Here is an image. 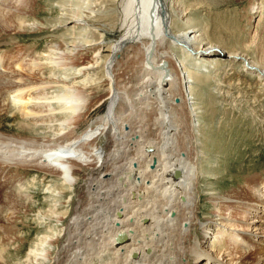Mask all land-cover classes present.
Here are the masks:
<instances>
[{
  "label": "bare ground",
  "instance_id": "1",
  "mask_svg": "<svg viewBox=\"0 0 264 264\" xmlns=\"http://www.w3.org/2000/svg\"><path fill=\"white\" fill-rule=\"evenodd\" d=\"M15 1L0 0L3 31L13 27L2 15ZM93 1L54 0L60 13L51 22L20 16L18 30L50 29L51 44L27 67L0 56V91L13 92L12 117L23 120L17 134L0 130V190L21 176L18 167L37 168L61 183L60 194L77 196L73 214L56 220L65 219L64 227L39 237L15 264H264L263 180L248 193L220 195L217 179L202 168L199 141V99L207 95L201 80L211 77L216 93L219 74L239 70L264 90V66L209 39L200 20L182 10L189 0H179V10L173 3L171 12L169 0H123L121 35L105 54V38L91 36L84 15ZM251 12L263 17L264 2ZM164 39L172 46L163 48ZM8 101L0 100V116L12 111ZM82 179L87 186L78 194ZM207 205L213 210L202 213ZM7 210L0 202V218ZM56 234L60 249L48 261Z\"/></svg>",
  "mask_w": 264,
  "mask_h": 264
},
{
  "label": "rangeland",
  "instance_id": "2",
  "mask_svg": "<svg viewBox=\"0 0 264 264\" xmlns=\"http://www.w3.org/2000/svg\"><path fill=\"white\" fill-rule=\"evenodd\" d=\"M52 1L18 0L19 3L15 1L16 3L12 4V9L8 8V11L5 9L6 14L2 15V21H5L3 25H6L7 28L13 26L11 29L14 28L13 30L15 31H10V29L7 32V30L3 31L0 29V56H3L5 59L8 58L7 61L22 59L21 62L27 67L31 60L45 54L51 44V39L47 38L52 34V32L48 31L50 29L42 31H38L36 28L34 30H18L21 23L19 19L25 17V19L29 18V20H36L42 23L54 21L60 11L54 4V0ZM122 1L94 0L92 5L94 14H92L91 10H85L84 12L86 22L90 25L91 36L94 39H99L102 36L105 38L106 43L103 45L106 51L105 54H108L107 49L111 41L121 35L119 22L120 16H122ZM189 1L182 10L185 13H189V15L192 14L193 16L194 14L193 17L200 20L199 23H201L209 39L214 43L222 42L223 48L226 50L230 49L238 53L241 51V54L254 59L261 66H264V13L263 17L257 16L253 18L254 15L251 12L252 7L256 3L264 2V0ZM173 3L176 10H179V0H169V7L171 5L170 12L174 10ZM8 4L11 5V3ZM171 16H173V13H171ZM14 24L15 26L17 25V28ZM173 25L172 29L174 31L172 30V32L174 33L176 29ZM164 41L161 44L163 48L172 46V43L168 39L167 41L164 39ZM222 43H219V45L223 46ZM26 56H28L27 60H25ZM82 59L84 61L90 60V56H82ZM220 67H223V65ZM238 71L225 69L224 72L219 74V81L216 83H219L220 87L218 88L221 89L218 91L212 86L213 92L216 90V93H211L212 91L208 87V85L210 87L212 85L211 77L208 79L206 76L204 79L208 80L206 82L201 80L200 82H203L204 88L207 90L206 100L199 99L201 111L203 112L201 130V134L203 133V135L200 134L199 141L203 145L202 154L205 156L203 160L204 162L206 161L202 165V168L217 179L215 180L217 182L216 191L220 195H228L230 193L240 195V190L248 193L249 187H257L261 180L264 183V90L260 89L258 84L252 81L245 73L239 71L240 74H238ZM187 80L193 81L196 85L194 79L189 78ZM3 82H7V80L3 79ZM220 84H223L222 87ZM216 85L218 86V84ZM197 88L199 89V86ZM3 89L0 91V100L8 101L10 97L12 98L13 92L3 93ZM8 94L10 95L8 96ZM108 94L109 92L101 93V95L98 94L95 99L96 102L103 97H107ZM7 105H9V101ZM104 108L101 109L104 110ZM10 109L12 110L10 113L6 111L5 115L2 114L0 116V130L6 133L17 134L19 133L17 126L23 123V120L18 114L13 118V108L10 107ZM38 130L43 132L41 131L42 129ZM193 143L197 142L194 140ZM17 170L21 176L15 178L14 184H12L13 187L12 185L11 187L5 186L0 190V202L2 204L6 203L10 207V210L3 211L0 218V258L4 257L3 260H0L1 264H15V261H26L28 252L35 247L36 242L40 238L54 233L53 231L57 232L60 226V228L64 227L66 223L65 219L62 225H57L56 220H62V213L66 210L72 215L75 203H77L76 195L71 196L67 190H64L60 194L62 191L61 183H57L55 178L51 179L50 176H46L42 170L19 167ZM85 181L84 179L79 180L78 184H80V188H76L79 191L78 194L85 190L84 188L87 186V184L85 185L87 181ZM197 181L201 184L200 179H197ZM47 184L48 186H53L51 188L54 190L53 192L47 190ZM56 189L57 191L55 192ZM51 210L58 211L61 216L52 218L49 215L50 212H53ZM212 210L213 205H207L204 206L202 213L204 211L208 213ZM8 213L9 222L6 220ZM57 235L50 242L52 248L50 247V250L46 254L48 261L53 260L60 249L58 247L59 243L57 244ZM3 249L7 250L4 252Z\"/></svg>",
  "mask_w": 264,
  "mask_h": 264
},
{
  "label": "water",
  "instance_id": "3",
  "mask_svg": "<svg viewBox=\"0 0 264 264\" xmlns=\"http://www.w3.org/2000/svg\"><path fill=\"white\" fill-rule=\"evenodd\" d=\"M118 240H119V241H124V240H125V235L120 234V235L118 236Z\"/></svg>",
  "mask_w": 264,
  "mask_h": 264
}]
</instances>
